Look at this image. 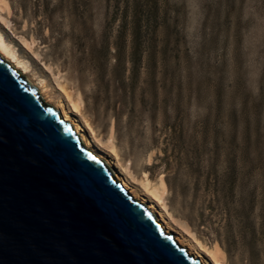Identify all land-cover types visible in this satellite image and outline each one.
Returning <instances> with one entry per match:
<instances>
[{"label": "rangeland", "instance_id": "rangeland-1", "mask_svg": "<svg viewBox=\"0 0 264 264\" xmlns=\"http://www.w3.org/2000/svg\"><path fill=\"white\" fill-rule=\"evenodd\" d=\"M0 31L176 228L264 264V0H3Z\"/></svg>", "mask_w": 264, "mask_h": 264}, {"label": "water", "instance_id": "water-1", "mask_svg": "<svg viewBox=\"0 0 264 264\" xmlns=\"http://www.w3.org/2000/svg\"><path fill=\"white\" fill-rule=\"evenodd\" d=\"M0 55V264H202Z\"/></svg>", "mask_w": 264, "mask_h": 264}, {"label": "bare ground", "instance_id": "bare-ground-1", "mask_svg": "<svg viewBox=\"0 0 264 264\" xmlns=\"http://www.w3.org/2000/svg\"><path fill=\"white\" fill-rule=\"evenodd\" d=\"M0 3H3V0H0ZM0 55L12 63L14 70L21 71L20 74L25 75L24 73L30 71L29 63L18 55L12 42L7 40L1 31ZM26 80L38 89L39 95L46 103L53 105L60 112L62 118L72 124L74 133H78L84 145L106 161L125 189L135 199L146 204L147 208L155 214V218L161 223L164 230L167 233L174 234V238L178 241L180 246L186 247L187 251L199 258L202 264H223L222 254L218 249H210L189 230H185L186 235H184L167 219L164 212L159 208V205H161L162 208H166L163 201L167 192V186L164 179H161L159 183L152 182L147 174H145L142 181H136L133 176L128 174L133 181H136L141 185L143 193L139 192L137 188L127 180V177L122 173V170L117 163H115L109 154L102 149L103 145L96 140L90 123L82 116L80 108L83 101L80 95L72 97V94L70 95L67 91L68 89L64 86H59L63 96H51L45 81L39 76L32 74V76L28 77V79L26 78ZM109 142L112 143V138L109 139ZM110 151L117 159L119 158L118 152L112 144Z\"/></svg>", "mask_w": 264, "mask_h": 264}]
</instances>
